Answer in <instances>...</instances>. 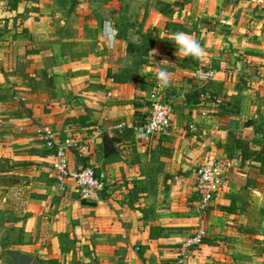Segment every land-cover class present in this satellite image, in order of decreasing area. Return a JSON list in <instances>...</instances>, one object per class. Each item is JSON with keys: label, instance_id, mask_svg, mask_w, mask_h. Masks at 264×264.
<instances>
[{"label": "crops", "instance_id": "0c3cea01", "mask_svg": "<svg viewBox=\"0 0 264 264\" xmlns=\"http://www.w3.org/2000/svg\"><path fill=\"white\" fill-rule=\"evenodd\" d=\"M167 3L19 0L7 8L14 17L0 24V264H177L180 246L197 233L201 244L185 264H264V171L252 163L227 169L206 208L194 182L200 165L238 155L220 147L230 131L253 137L247 124L264 103L240 78L264 59V42L236 27L216 35L200 25L225 14L226 0ZM176 32L204 48L201 69L175 54ZM159 69L172 74L167 88L156 87ZM204 70L214 73L206 83L193 77ZM155 91L172 106L171 128L146 141L134 128ZM41 128L94 140L88 157L70 152L67 160L71 169L93 168L104 185L99 202L80 201L71 180L58 191Z\"/></svg>", "mask_w": 264, "mask_h": 264}, {"label": "built area", "instance_id": "2783aa9c", "mask_svg": "<svg viewBox=\"0 0 264 264\" xmlns=\"http://www.w3.org/2000/svg\"><path fill=\"white\" fill-rule=\"evenodd\" d=\"M214 73L212 70L196 71L193 77L202 83L211 80ZM111 82L113 79L110 80ZM156 87L159 88L158 83ZM172 106L163 100L162 95L156 91L151 97L148 114L145 121L134 128L142 139L148 141L155 134H163L171 128ZM38 141L47 149L53 151L52 168L57 182V189L65 191L68 181H72L77 189L78 199L87 203H96L101 200L104 190L102 181L96 177L93 168L89 166L80 169H71L68 165L67 155L75 153L83 159L89 156L93 139L81 140L68 134L60 138L49 128H41L38 131ZM239 165L236 157L219 160L211 165H200L194 174L195 189L201 193L200 205L206 208L213 200L224 180L227 169ZM203 233H197L189 237L179 248L177 264H185L189 250L201 244Z\"/></svg>", "mask_w": 264, "mask_h": 264}, {"label": "rangeland", "instance_id": "374dc122", "mask_svg": "<svg viewBox=\"0 0 264 264\" xmlns=\"http://www.w3.org/2000/svg\"><path fill=\"white\" fill-rule=\"evenodd\" d=\"M167 1L170 3L173 0ZM8 2L11 3V0H0V24L3 20L12 19L14 17L13 13H6L9 7ZM170 4L179 7L181 0L174 1ZM166 7L169 9L168 5H166ZM223 12H225V14L217 13L216 16L207 18L211 21L210 32L216 35H224L223 33L226 32L224 30L229 28L233 31V27H236L234 32L246 36L249 42L251 40L264 42V0H226V6ZM197 20H199V18H197ZM202 20H200V25ZM224 22H228L230 25H225ZM206 29L208 28L206 27ZM201 36L203 37L204 34L199 33L198 37ZM254 63V68L243 71L240 81L246 89L254 91L256 96L262 99L264 103V59L254 60ZM238 82L239 79L237 81L235 80V84ZM255 113L256 117L253 119H255L256 124L251 127V129H253V132H251V134L253 133V137L251 139H258L261 142L264 140V106L263 109H257ZM255 130L259 132L256 133ZM226 157L228 158V156ZM217 161L219 160H215V162Z\"/></svg>", "mask_w": 264, "mask_h": 264}, {"label": "trees", "instance_id": "16d2710c", "mask_svg": "<svg viewBox=\"0 0 264 264\" xmlns=\"http://www.w3.org/2000/svg\"><path fill=\"white\" fill-rule=\"evenodd\" d=\"M18 2L19 0H11V3L8 2V5L14 8ZM210 23L211 21L208 19L201 21V24L208 29H211ZM183 63L194 70L201 69L200 61L192 57H184ZM253 125H255V123L247 124V126L251 127ZM255 132L257 133L259 131L255 130ZM220 147L224 148L227 152L237 151L238 155L234 157L238 159L240 165L247 166V164L252 163L253 165H257L258 172L262 173L264 171V140L260 142L258 139H245L240 134L230 131L227 134L225 143L222 145L220 144ZM220 209L222 211H229L230 207H220Z\"/></svg>", "mask_w": 264, "mask_h": 264}, {"label": "clouds", "instance_id": "9594fccd", "mask_svg": "<svg viewBox=\"0 0 264 264\" xmlns=\"http://www.w3.org/2000/svg\"><path fill=\"white\" fill-rule=\"evenodd\" d=\"M110 31H116L112 27L111 21H105ZM174 43L176 45V55L181 57H192L196 60H201L205 56V50L201 46L198 40L194 36L189 35L185 32H176L173 34ZM155 55V52H152ZM161 63H168L167 61H162ZM171 73L164 69H159L156 73V79L158 86L161 88H167L171 85Z\"/></svg>", "mask_w": 264, "mask_h": 264}]
</instances>
